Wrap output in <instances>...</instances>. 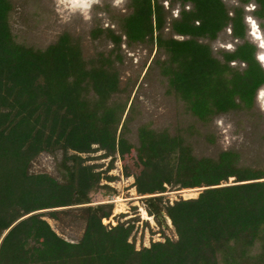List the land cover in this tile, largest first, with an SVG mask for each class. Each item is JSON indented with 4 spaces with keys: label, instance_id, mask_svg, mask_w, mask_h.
I'll return each instance as SVG.
<instances>
[{
    "label": "trees",
    "instance_id": "1",
    "mask_svg": "<svg viewBox=\"0 0 264 264\" xmlns=\"http://www.w3.org/2000/svg\"><path fill=\"white\" fill-rule=\"evenodd\" d=\"M131 1L125 36L151 38L163 27L160 4ZM176 1L182 7L171 19V30L188 37H155L168 54L162 73L171 90L199 119L250 109L264 84V69L255 58V44L245 37L243 7H233L230 15L222 0ZM250 1L253 16L264 21V0L240 3ZM10 9L9 0H0V264H264V169L239 166L231 150L215 159L195 157L179 136L167 132L138 129L137 170L125 175H133L147 214L158 224L166 216L176 238L136 249L129 240L132 223H102L111 205H91L89 197L99 187L110 188L100 184L101 172L82 154L103 150L104 157L123 156L128 148L115 136L116 106L105 105L117 90V75L102 67L86 69L66 34L44 50L17 43L8 24ZM226 27L239 42L217 58L199 38L215 39ZM110 37L119 43V36ZM88 85L97 97L92 105L83 96ZM56 150L69 162L63 182L28 172L38 154ZM167 185L204 188L196 197L169 203L162 195ZM74 207L86 220L76 242L64 239L45 219Z\"/></svg>",
    "mask_w": 264,
    "mask_h": 264
},
{
    "label": "rangeland",
    "instance_id": "2",
    "mask_svg": "<svg viewBox=\"0 0 264 264\" xmlns=\"http://www.w3.org/2000/svg\"><path fill=\"white\" fill-rule=\"evenodd\" d=\"M157 1L164 18L163 27L160 31L155 30L151 38L129 40L125 36L124 18L132 11L131 0H90L82 9L72 8L64 0H9L8 24L17 43L33 50H44L66 34L79 49L86 69L102 67L116 73L117 90L108 96L105 105L116 106L119 121L113 125L115 136L125 139L128 148L123 156L104 157L103 150L82 156L90 158L85 163L95 164V170L101 172L100 184L110 188L99 187L91 192L89 204L111 205V214L102 218L104 224L132 223L134 227L129 240L134 242L136 249L148 246L151 241L176 238L166 216L158 224L147 214L144 200L133 186V175H125L126 170L131 173L137 170L140 127L179 136L195 157L215 159L221 151L231 150L237 153L239 166L264 169V84L256 91L250 109L214 113L206 119L193 115L169 87L167 76L162 73L168 54L155 41L159 33L163 38L188 37L171 30V19L178 17L182 6L176 0ZM222 1L230 15L233 7H243L245 37L255 44V58L264 69V21L253 16V1L246 4L240 0ZM189 7V3L184 6L185 9ZM110 34L119 36V43L113 42ZM199 41L208 44L212 54L221 58L219 52L232 51L239 39H234L230 27H226L215 39L199 38ZM230 64L239 69L243 66L239 62ZM83 93L92 105L97 97L89 85ZM67 166L69 162L64 160L62 150L41 152L30 162L28 172H44L63 182ZM175 188L166 186L163 201L172 203L185 198L186 193L192 197L198 195L197 188ZM45 219L60 236L72 242L81 238L86 221L84 213L75 207L58 212L54 219L48 216Z\"/></svg>",
    "mask_w": 264,
    "mask_h": 264
},
{
    "label": "bare ground",
    "instance_id": "3",
    "mask_svg": "<svg viewBox=\"0 0 264 264\" xmlns=\"http://www.w3.org/2000/svg\"><path fill=\"white\" fill-rule=\"evenodd\" d=\"M64 1H66L70 5V7H72V8L73 7H78V8H81V9L82 8H86L88 3L90 2V0H64ZM261 43L263 44V42H261ZM184 197L185 198H189V197H192V195H190L189 193H186L184 195ZM146 217L149 218L148 215H146Z\"/></svg>",
    "mask_w": 264,
    "mask_h": 264
},
{
    "label": "water",
    "instance_id": "4",
    "mask_svg": "<svg viewBox=\"0 0 264 264\" xmlns=\"http://www.w3.org/2000/svg\"><path fill=\"white\" fill-rule=\"evenodd\" d=\"M204 187H198V193L203 189ZM190 198V197H189ZM183 199H186V198H183Z\"/></svg>",
    "mask_w": 264,
    "mask_h": 264
}]
</instances>
